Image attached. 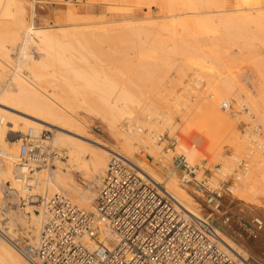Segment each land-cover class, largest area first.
<instances>
[{
    "label": "bare ground",
    "instance_id": "obj_1",
    "mask_svg": "<svg viewBox=\"0 0 264 264\" xmlns=\"http://www.w3.org/2000/svg\"><path fill=\"white\" fill-rule=\"evenodd\" d=\"M101 1L109 2L112 5L114 3L116 6L118 5L117 7H120L122 11H129L134 5L138 7H149V5L159 2L158 0ZM234 1V4L230 6V2L227 6V1L225 0H167L168 5L162 10L161 18L163 20L161 21L160 18L161 22L159 20V22L149 21L146 18L143 20H137V18H135L137 21L133 20L134 17H132L133 19L126 18V22H124L126 24L124 26L120 24L122 27H120V25L118 27L120 29L125 28L126 31L129 32L131 31V35L133 32H136L133 35L137 34V37L135 36L137 40L135 41H137L136 44H138V49L132 48L134 51L136 50V52H138L137 55L134 54L133 56L132 54H130L131 56L127 54V58H122L124 57V54H122L119 56L122 58V62L119 61V57V59L117 58V62H115L116 59H114V66L116 65L113 68L114 71H112L113 73L111 75H107L105 74L107 73L106 70L104 72L101 71L100 67L99 69L95 68L94 63L96 62L92 63L93 61H89L90 57L87 58V56L90 54H87L86 58L83 57L82 54H80V56L78 54L75 56L77 52L73 53L74 50H72V47L75 48L76 46H74L72 42H70L72 44V46H70L68 44L69 41L67 42L69 38H66L68 35L66 31H68V29L64 31V29L59 30L56 28V33L59 34H52L49 31L50 29H35L31 24L33 21L30 19L33 17L32 12L31 17H29L30 15L27 16L24 0H3L2 8L0 9V147L3 146L8 151L6 152L0 148L5 152V156L0 158V194L4 196L8 194L13 199L14 204H16L21 198L28 200V198L35 193L42 194L43 191H46L45 193L53 196L58 194L62 189L71 194L72 198H74L73 200H75L73 204L79 209L94 213L96 198L95 188L102 184L101 182L107 166V157L112 153H117L129 160V162L143 171L156 183L164 184L165 189L173 196L178 202V206L182 208L185 213L199 217L194 214V210L196 211L198 208L197 206L200 204H197L198 201H195L192 196L193 191L191 190L192 193H190L186 187L180 185L174 177L165 179L162 176V169L164 167L162 163L163 159L158 157V155L162 156L163 152L152 132L169 129V131L171 130V134H173L172 132H175V129L180 130L177 145L166 152L170 151L175 154L176 152L182 153L187 157L186 161L189 164H196V161L202 157L205 160L207 159V161H210L211 158H213L212 160L221 158L220 151L222 146L229 143V141H226L233 138L232 135H234V137L236 136L235 134H237V131L235 132L234 128L236 124L239 123L240 116L238 115L240 113L238 112L239 114L237 115V111L232 112L231 109H240L243 111L242 115L244 119L247 120V117L252 118L255 123L260 122L264 125V114H262L264 113V109H262L264 108V86L257 87L253 82L254 80H252L253 78L248 75H243L241 79V75H238L239 72H229L227 69H225L222 82L220 84L216 82V77L219 74L216 62L223 60V57L228 58V51L226 49L228 45L226 46V44L229 41L232 42L231 39L234 35L235 37H243V39H245L244 45H250L252 44V40L245 37L247 36L245 34L248 32V29L258 28L259 30H264V0ZM111 7L114 8V5ZM68 10V19L72 22L74 27L80 23V20L85 21L87 19L86 17V19L82 17L83 15L81 16L82 18L76 16V11L78 10H76L73 5L68 7ZM124 13H126V11ZM125 16H127V14ZM77 17H79L80 20ZM87 22L83 23L87 24ZM88 24L92 26L84 25V28L86 30L87 28H92L95 32L100 30H103V32L106 30V32H108V28L110 27H98V25H102V23L91 21ZM65 25H68L67 22H65ZM80 27L76 29H80ZM120 29H118V31H121ZM69 30L72 31V29ZM116 30L114 28L113 31ZM71 31L70 33H72ZM5 32L10 36L8 40H6ZM95 32L89 33L90 35L88 37H86L84 33V36H81V41L83 43L81 42L80 44L79 38L76 40V43H79V45L84 43H89V46L92 45L90 42L92 43L93 40H89L95 38ZM106 32H104V34H106ZM122 32L125 31L123 30ZM104 36L106 37V35ZM104 36L102 37L104 38ZM100 37L101 36H99V38ZM64 38H66V42L63 40ZM70 38H72V35ZM96 38H98V36H96ZM114 38L117 42L115 44L118 45L119 41L116 40V36ZM132 38L133 37H131V39ZM239 40L241 41V39ZM71 41L75 42V40ZM95 43H97V41ZM128 43L131 44L132 42ZM115 44L114 46H116ZM256 45L258 44H255V46ZM118 47L121 48L123 46L120 47L118 45ZM118 47L116 46L115 50ZM249 47L253 48L251 45ZM83 49L82 47V50ZM241 49H245V47H241ZM117 50L119 51V49ZM120 50L122 51V49ZM71 51L76 58L68 53H71ZM79 51H81V49H79ZM235 51L233 52L234 54L237 53ZM34 52L37 55H33ZM107 52L108 55L116 53L113 51V54L112 52ZM101 53L103 54V52ZM121 53H123V51ZM239 53L240 52H238V54ZM83 54L86 53L84 52ZM116 55L118 54H115V56ZM128 55L130 58L133 57L134 60L130 59ZM94 57L93 59L91 58V60H96ZM99 58L97 59L99 60ZM261 59L262 58L259 60L261 61ZM107 60H109V58ZM112 60L113 59L108 62L112 63ZM118 62L119 64H117ZM99 63L101 64V62ZM103 63L104 62H102V64ZM256 64L258 65V63H255V65ZM260 65L261 68H264L262 64ZM135 69H138V71L141 70V72L139 71L140 73L138 72V74ZM109 73L110 72H108V74ZM167 73L169 75L177 73L180 76L191 73L195 78L194 80H197L195 85L207 84L210 93L206 90L208 91L206 96H201L198 102H192L190 101L192 93L191 95L189 94L194 87L191 86L192 88L189 92L183 88L189 93L188 96L185 97L186 93L184 95L182 94V97L180 96L181 94L179 96L177 95L174 100H170L172 103L170 102L171 105H169L170 103L168 104L169 98H167L166 90L160 89L164 78L167 77ZM125 74H127V78ZM134 76L138 78L137 82L136 78L133 80ZM245 81H247L248 84L250 82L253 89L250 85L251 88H246L247 86L245 87V83L247 82ZM262 82H264V80H262ZM169 83L168 81L166 84L168 85ZM163 86L165 87L164 84ZM186 87H189V85ZM167 91L170 92V90ZM225 100L228 101L233 108H226V110L219 109L218 104L220 106L222 103L227 104ZM159 102L166 104V106L168 104L167 108L166 106L164 109L160 108L162 105L160 104L159 107V104H157ZM77 107L80 110L84 107L88 113L94 112L93 115L99 117L107 127L106 130L113 138L115 144L109 148L103 144L104 141L98 143L90 138H85V136H87L84 134L86 130H83L89 128V126L82 118L76 116L77 112H75V109L77 110ZM245 109L248 111L245 112ZM10 110L22 114L27 118L16 115L15 112H10ZM85 110L84 113L87 116ZM91 113L89 114L92 115ZM15 116L21 118L22 122L17 118L20 123H22L21 126H24L25 129H32L35 135H39L41 129L45 127L56 128L63 131H54L55 136L53 143L58 147L65 148L70 157L66 167H64V170H66L65 172H63L62 165L56 163V170L45 174L43 173V176L40 175V173H33L30 176H32L34 180L32 178V180H29V173L25 169H15V167H17L15 163L19 160L18 152L15 149L16 146L6 147L5 144L7 142L4 141L6 129L12 132L17 130L16 125L19 121H13ZM176 116H178L179 122L182 123L180 124L182 127L178 125V122H176L177 124L175 123L174 117ZM10 119H12L13 124L9 122ZM125 119V122L129 124V131L124 130L123 126L118 127L119 122ZM57 121L66 122L67 125H73V128H77V132L74 131V133L72 131V126H69L71 129L67 128L68 130L65 129V127H59L58 125H60V122L57 125ZM136 124L143 127L146 133L138 134L133 132L132 128ZM78 130L81 132H78ZM168 135L172 136L170 134ZM247 136L248 135L245 136V134L243 138L240 136L241 141H239L243 144L244 150H246L244 155L245 158L248 159L247 163L249 164L246 163L248 171L244 174L242 180L240 179V182L233 183L231 188L232 194L229 199L232 202L238 201L247 206L257 204V207H261V205L258 204L261 203L259 202L261 201L259 196L264 195V156L260 155L259 150L264 147V139L252 143V139L249 141ZM192 137L198 140L196 143L199 147L195 146V144H187L186 141L190 140ZM186 138H188V140ZM258 138L259 136L256 139L257 141L259 140ZM235 141L237 140H234V142ZM86 144L95 145L100 152L99 150H96L98 151L96 152L95 150L89 149ZM141 149L146 150L149 154L144 157V160L141 159V157L135 158V154L139 153ZM170 152L167 153V156L173 155L172 153L170 155ZM86 153L90 154V158H81V156L86 155ZM232 153L233 152H231V154ZM150 157L153 158V161L148 159ZM165 157L164 160L167 161L168 158L166 159ZM208 157L210 159H208ZM228 158L231 159H220L221 161L219 162H221V166L216 169L218 174L224 176L229 175L232 173V170H234L233 168L238 165L236 164L238 163V159H236L238 156H229ZM168 160H170V158ZM144 161L149 165L145 164ZM154 162H159L160 164L157 163L159 166H155ZM164 165L166 167V163ZM81 168L87 171V173H85L87 177L85 180V188H79L80 186L77 187L78 185H75L76 183L74 184L75 181H73V173H80ZM222 178L224 177H221V179ZM212 182L215 183L214 181ZM7 183H9L8 189H6L8 193L1 187H4ZM44 184H46V188H44ZM190 188L191 187H188V189ZM93 189H95V191H93ZM11 191H15V193H11ZM32 203L35 204V199L30 200V202L28 201L26 204L27 208L22 209L21 212H18L17 209V212L8 209L7 213L3 214V218L0 219V264H27L19 249L13 244V240L16 234L20 232V229L25 236L31 239V242L33 241L32 243L34 245L36 244L40 235L42 223L46 217V211L43 205H31ZM33 209L38 210L39 215H36ZM254 209L256 208L254 207ZM221 211L222 210H216V213H221ZM5 221L8 222L4 223ZM105 236L109 239L111 235L106 234ZM219 238L223 249L227 253L240 260L248 259L243 254L237 253L230 245L225 243L224 238L221 236H219ZM260 262V264H264L262 261Z\"/></svg>",
    "mask_w": 264,
    "mask_h": 264
},
{
    "label": "built area",
    "instance_id": "obj_2",
    "mask_svg": "<svg viewBox=\"0 0 264 264\" xmlns=\"http://www.w3.org/2000/svg\"><path fill=\"white\" fill-rule=\"evenodd\" d=\"M228 107V103L221 104L223 110ZM122 125L129 131V124ZM132 130L142 133L140 127ZM154 137L159 144L166 142L163 149L168 151L179 140L178 129L170 137ZM47 139L46 131L35 135L29 129L20 140L17 169L30 173L65 155L46 146ZM261 154L264 156V147ZM4 156L0 149V158ZM247 171V164H240V173L233 181L239 182ZM169 177L193 188L213 210L232 194L233 182L213 183L206 163L191 165L183 155L171 158L164 172V178ZM40 199L46 217L39 238L34 246L18 247L27 264H255L227 253L208 218L185 213L164 184L156 183L117 153H112L107 162L94 213L79 209L61 194ZM221 223L231 229L233 221L225 216ZM251 224L248 236L256 240L264 230V221L254 217ZM106 234L111 235L109 239ZM261 261L264 263V253Z\"/></svg>",
    "mask_w": 264,
    "mask_h": 264
},
{
    "label": "rangeland",
    "instance_id": "obj_3",
    "mask_svg": "<svg viewBox=\"0 0 264 264\" xmlns=\"http://www.w3.org/2000/svg\"><path fill=\"white\" fill-rule=\"evenodd\" d=\"M25 1V9H26V13L28 14L27 16H29V17H31L32 15H33V17H31L30 19H31V21H33L31 24H32V26L35 28V29H37V28H42V29H50L49 31L52 33V34H59V33H56L57 31V29H59V30H61V29H64V31L65 30H67L68 29V31H66V32H68V35H67V42H68V44L70 45V46H72V44L70 43V42H72L73 44H74V46H76L75 48L74 47H72L73 49L72 50H74L73 51V53L74 52H77V53H75V56L78 54L79 56H80V54H82L83 55V57H85L86 58V56H87V54H90V55H88L87 56V58H89L90 57V59H89V61H93L92 63H94V62H96V63H98V64H96V63H94V65H95V68H98L99 69V67H100V69H101V71H104L105 72V70H106V72L107 73H105V74H107V75H111L113 72L112 71H114V67L116 66H114V59H116L115 60V62H117L118 61V59L120 58V62H122L121 60H122V58H127V54H132V56L135 54V55H137V52H136V50L138 49L137 48V46H138V44H136V42L137 41H135V40H137L136 38H135V36L137 37V34L136 35H133V34H135L136 32H133L132 33V35H131V31L129 32V31H126V29L124 28H119L118 26L121 24L122 26H124L126 23H124V22H126L125 21V19L127 18V19H131L132 17H134V21H137V20H143V19H147V20H149V21H160V18L162 17V10H164V8L165 7H167L166 5H168V2H167V0H158L159 2H157L156 4H151V5H149V7L147 8L146 6H136V5H134V7H135V9H134V7H132V9L131 10H125L126 11V13H124L125 11L123 10L122 11V9L119 7H117L116 6V4H114L113 3V5H114V8L113 7H111V6H113L112 4H110L109 2H106V1H101V0H24ZM29 1V2H28ZM161 1V2H160ZM163 1H165V2H163ZM225 1H227L226 3H227V6L230 4V2H231V4H230V6L232 5V4H234L235 3V1L234 0H225ZM3 2V0H1V5H0V9L2 8V3ZM68 3V4H67ZM161 3H162V5H161ZM229 3V4H228ZM146 4V3H145ZM159 4V5H158ZM164 4V5H163ZM30 5V6H29ZM71 5H73V7L76 9V10H78V11H76V16H80V18H82V17H86L85 19V21H82V20H80V18L79 17H77L79 20H80V23L76 26V27H74L73 25H72V22L71 21H69V10H68V7H71ZM162 6H163V8H162ZM115 7H117V8H115ZM138 9H137V8ZM145 8V9H144ZM230 8V7H229ZM233 8V7H232ZM81 9V10H80ZM119 10V11H117V10ZM120 9H121V11H120ZM231 9V8H230ZM131 11V12H130ZM31 12H32V15H31ZM129 12V13H128ZM127 14V16H125V15ZM83 15V16H82ZM130 15V16H129ZM143 15V16H142ZM82 16V17H81ZM28 17V18H29ZM27 18V19H28ZM122 18V19H121ZM135 18H137V20L135 19ZM150 18V19H149ZM68 19V20H67ZM124 20V21H123ZM163 19L161 18V21H162ZM87 21H91V22H98V23H102V25H98V27L100 26V27H104V26H110L109 28L108 27H106V28H108L109 29V31L108 32H106V30L104 31V32H106V34H104V32H103V30H100V31H94L92 28H90V29H88L87 28V30L84 28L85 26H92V25H89L88 23L89 22H87ZM158 21V22H159ZM160 21V22H161ZM65 22H67V24L68 25H70V26H68V25H65ZM82 22V23H81ZM86 23L87 22V24H84V23ZM70 23V24H69ZM85 25V26H84ZM120 25V27H122ZM81 26V27H80ZM80 27V29H76V28H79ZM118 27V28H117ZM57 28V29H56ZM113 29L114 30V28H115V30L116 31H113V30H111V29ZM69 29H72V31L71 30H69ZM107 29V30H108ZM118 29H120L121 31H118ZM54 30H55V32H54ZM58 30V31H59ZM125 31V32H122V31ZM3 31V30H2ZM70 31L73 33H70ZM73 31H75V32H73ZM82 31H85V32H82ZM88 31V32H87ZM95 32L94 34H95V38H91L89 41H92L93 40V42L91 43L90 42V44H92V45H90L89 46V43H84V44H82V45H79V43H76L77 41V39L79 38L80 39V44H81V40H82V35L84 36V33L86 34L85 36L86 37H88L90 34L89 33H93V32ZM102 31V32H101ZM111 31V32H110ZM117 32V33H116ZM262 32V33H261ZM76 33H80L79 35L78 34H76ZM106 35V37L103 35ZM107 33H109V34H107ZM122 33V34H121ZM126 35H125V34ZM144 33V32H143ZM76 34V35H75ZM131 36H130V35ZM5 35H6V40H8L9 39V35L5 32ZM4 35V36H5ZM71 35H72V38H70L71 37ZM113 35H115L116 36V40L117 41H119V43H118V45L121 47V46H123V47H121V48H119L118 47V45L117 44H115V43H117L116 41H115V36H113ZM129 35V36H128ZM245 35H247V36H245ZM245 35H243V36H245V37H248L249 39H251L252 40V44H250L251 46H253V48L255 49H253L252 47L250 48L249 46V44H245L244 45V41H245V39H243V37H240V36H238V35H236V36H238V37H235V35H234V37L231 39V41L232 42H228L227 44H226V49H227V51H228V54H227V57L228 58H225V57H223V60H219V61H217L216 62V66H217V71H218V76L216 77V82H217V84H220L221 82H222V78H223V75L225 74V69H227L229 72H239L238 73V75H241L240 76V78L242 79L243 78V75H248L249 77H251V78H253L252 80H254L253 82L257 85V87H261V86H264V82H262V80H264V76H262V75H264V71H262V70H264V68H261V65L260 64H262V66H264V49H262V48H264V45H262V44H264V30H259L258 28H254V29H248V32L245 34ZM70 36V37H69ZM78 36V37H77ZM80 36V37H79ZM96 36H98V38H96ZM99 36H101L100 38H99ZM102 36H104V38L102 37ZM109 36H111V37H109ZM113 36V37H112ZM118 36V37H117ZM126 36V37H125ZM75 39H74V38ZM122 37V38H121ZM130 37V38H129ZM131 37H133L132 39H131ZM66 38H64L63 40L66 42ZM103 38V39H102ZM105 38H107V39H105ZM113 38V39H112ZM237 38V39H236ZM5 39V38H4ZM110 39V40H109ZM112 39V40H111ZM127 39H129V40H127ZM239 39H241V41L239 40ZM71 40H75V42L74 41H71ZM105 40V41H104ZM109 42H108V41ZM79 41V40H78ZM97 41V43H95V42ZM123 41V42H122ZM236 41V42H235ZM239 41V42H238ZM105 42V43H104ZM128 42H132L131 44L130 43H128ZM19 43V42H18ZM83 43V42H82ZM104 43V44H103ZM235 43V44H234ZM258 44V45H256L255 46V44ZM77 44V45H76ZM94 44H95V46H94ZM102 45V47H101V45ZM114 44L118 47L117 49H119V51L116 49L115 50V47L116 46H114ZM127 44H129V45H127ZM237 44V45H236ZM254 44V45H253ZM260 44H261V46H260ZM19 46H21L20 44H18ZM78 45H79V47H78ZM98 45H100V46H98ZM127 45V46H126ZM132 45V46H131ZM241 45H243V46H241ZM248 45V46H247ZM70 46H68V47H70ZM106 46H107V48H106ZM111 46V47H110ZM131 46V47H130ZM82 47L84 48L83 50H85V51H83L82 50ZM86 47V48H85ZM114 47V48H113ZM125 47H126V49H125ZM131 49H130V48ZM136 49L135 51H134V49ZM136 47V48H135ZM241 47L242 48H244L245 47V49H241ZM71 48V47H70ZM113 48V49H112ZM229 48V49H228ZM257 48V49H256ZM75 49H76V51H75ZM79 49H81V51L84 53H86V54H83L81 51H79ZM86 49H87V51H86ZM108 49V50H107ZM120 49H122V51H123V53H121L122 51L120 50ZM124 49V50H123ZM89 50V51H88ZM98 50V51H97ZM109 51L110 53L113 51V52H116V53H114L113 54V52H112V54L114 55H111L110 53V55H108V52L107 51ZM110 50H112V51H110ZM126 50V51H125ZM132 50H133V52H132ZM236 50V51H235ZM242 52H241V51ZM104 51H106V52H104ZM121 51V52H120ZM237 52L236 54H234L233 52ZM92 52V53H91ZM101 52H103V54L101 53ZM118 52V53H117ZM129 52H132V53H129ZM238 52H240L239 54H238ZM35 53V52H34ZM33 53V55H37L36 53L34 54ZM69 54H71V55H73V57L74 58H76L75 56H74V54L72 53V51H71V53L70 52H68ZM94 53V54H93ZM95 53H96V56H95ZM257 54V55H255V54ZM98 54V55H97ZM105 54H107V55H105ZM115 54H118V55H116L115 56ZM120 54V55H119ZM122 54H124L123 56L124 57H119V56H121ZM81 55V56H82ZM91 55H92V57H91ZM95 57H94V56ZM128 55V57L130 58V56ZM254 56V57H253ZM78 57V56H77ZM93 57H94V59L96 58V60H91V58L93 59ZM101 59H100V58ZM104 57V58H103ZM110 57H112V58H110ZM119 57V58H118ZM253 57V58H252ZM260 59V58H262L261 59V61L258 59V58ZM97 58H99V60H101V61H99ZM109 58V60H107ZM118 58V59H117ZM128 58V59H129ZM134 58H136V57H134ZM111 59H113L112 60V63L111 62H108V61H111ZM130 59H133V57H131ZM129 59V60H130ZM255 59H256V61H255ZM72 60V59H71ZM76 60V59H75ZM88 60V59H87ZM134 60V59H133ZM73 61V60H72ZM77 61V60H76ZM99 62H101V64L99 63ZM102 62H104L103 64H102ZM261 62V63H260ZM109 63H110V65L112 66H110L109 65ZM255 63H258V65H260V66H258L257 64L255 65ZM104 64H106V65H104ZM117 64H119V62L117 63ZM102 66V67H101ZM108 66V67H107ZM107 68V69H106ZM139 69V68H138ZM138 69H135L136 71H137V73L140 71L141 72V70H139L138 71ZM107 70H109V71H107ZM262 71V72H261ZM108 72H110L109 74H108ZM139 72V73H140ZM262 74H261V73ZM137 73H136V76H137ZM138 73V74H139ZM250 73H251V75H250ZM127 74H125V76H126ZM129 75V74H128ZM168 73L166 74V76L167 77H165L166 78V80H165V78H164V80H163V82H162V86H160V89L161 90H166V95H167V98H169V102H168V104L171 102L172 103V101H170V100H174V98H176V96L178 95H180L181 97H182V94L184 95L185 93H186V96L185 97H187L188 96V94L189 93H187V91L189 92L190 90H191V88L192 87H194L193 88V90H191L190 91V94L189 95H191V93L193 94V97H192V95H191V97L193 98H191L190 97V101H192V102H198V100L201 98V96H206L207 94H208V91H209V93H210V90H208V85L207 84H201V85H195V83L197 82V80H195L196 82H194V77H193V75L191 74V73H186V74H184V75H179V74H177V73H174V74H171V75H169V77H168ZM136 76H134V78H133V80L136 78ZM128 76H126V78H127ZM130 77V76H129ZM193 78V79H192ZM262 79V80H261ZM137 80H138V78H136V82H137ZM164 81H165V83H164ZM170 82L168 85L166 84L167 82ZM191 82H192V84H191ZM245 82H247V81H245ZM189 83V84H188ZM194 83V84H193ZM163 84L165 85V87L163 86ZM189 85V87H186V86H188ZM246 84V85H245ZM244 85H245V87L246 88H251L252 87V84L249 82V84H248V82L247 83H245ZM166 85H167V87H166ZM205 85V86H204ZM251 87H250V86ZM192 86V87H191ZM201 86V87H200ZM163 89H162V88ZM206 87V88H205ZM166 88H168V89H166ZM186 89V90H184V89ZM187 88H190V90H188ZM252 89H253V87H252ZM167 90H170V92L169 91H167ZM185 92H184V91ZM206 90H208V91H206ZM195 93H194V92ZM181 92V93H180ZM168 93V94H167ZM205 94V95H204ZM184 97V96H183ZM195 97V98H194ZM197 97V98H196ZM226 101V100H225ZM4 103V102H3ZM171 103L169 104V105H171ZM226 103H228L229 104V102L228 101H226ZM157 104H159L158 106L160 107V104L162 105L160 108H162V109H164L165 108V106H166V104H162V103H157ZM168 104H167V106H168ZM231 104H229V109H231L230 107H232L233 108V106H230ZM167 106H166V108H167ZM80 107V106H79ZM158 107V108H159ZM218 107H219V109H221V106L218 104ZM78 108V107H77ZM84 110H85V108L84 107H82ZM81 108V110L79 109H75V112H77L76 113V116H78V118L80 117V118H82L86 123H87V125L89 126V128H87V129H84L83 131H85V135H87V136H85V138H90L91 140H93V141H96V142H98V143H101V142H103V144L106 146V147H111L112 145H114L115 144V142H114V140H113V138L108 134V131L106 130L107 129V127L105 126V124L101 121V119H99V117H97V116H95V115H93L94 114V112H89V113H91L92 115H90L86 110H85V112H87V116H86V114L84 113V110ZM237 108H233V109H231V111L233 112H235V111H237L236 113H237V115L238 116H240L239 117V123L238 124H236V127L234 128V130H235V132L237 131V134H235L236 136L234 137V135H232V137L234 138H231L230 140H227L226 142H228L229 141V143H227V144H225V145H223L222 146V149H221V151H220V154H221V158H217V159H214V160H212L213 158H211L210 156V158H211V160L210 161H212V162H210L209 160L207 161V159L205 160V159H203V157L202 158H199L200 157V155H199V159H198V161H196V164L194 163V165H200V164H204V163H206V168H208V169H211V172H212V175H213V181L215 182V183H217V182H219V181H221L222 179L223 180H228V182L230 183V182H235V181H233L234 180V177L236 176V175H238L239 173H240V164H243V163H247V161H248V159H246L245 158V153H246V150H244V147L242 146L243 144L240 142L241 141V139H240V136L243 138L244 137V134H245V136L246 135H248L247 136V139L249 138V141H251V139H252V143L254 142V141H256V142H259V141H261L262 139H264V137H262V136H264V125H262V123H260V122H257V123H255V121L252 119V118H248L247 117V120L246 119H244L243 118V115H242V110H240V109H237ZM262 109H264V108H262ZM6 110H9V109H6ZM245 112L246 111H248L247 109H245L244 110ZM10 112H15V111H11L10 110ZM239 112V113H238ZM16 113V115H19V116H22V117H26V116H23L22 114H18L17 112H15ZM15 113H13V114H15ZM79 114V115H78ZM89 114V115H88ZM262 114H264V113H262ZM92 116V117H91ZM17 118H19V117H17V116H15V118L13 119V121L15 120V121H19ZM27 118V117H26ZM180 118V117H179ZM12 119H10L9 120V122H11L12 124H13V121H12ZM20 120H21V118H19ZM86 119V120H85ZM8 120V119H7ZM176 120H178V125H180V124H182V123H180L179 122V119H178V116H176V117H174V121H175V123H176ZM14 121V122H15ZM126 121V119L125 120H122V121H120L119 122V124H118V127H121V126H123L122 124L124 123ZM180 121H181V119H180ZM21 122H22V120H21ZM59 122L60 121H57V125L59 124ZM62 123V124H61ZM66 122H60V125H58L59 127H65V129H69L71 126H72V131L74 132H77L76 131V129H75V127L73 128V125H67V123L65 124ZM16 124H17V122H16ZM19 124V125H18ZM16 126H17V130L16 131H14V132H12V131H8L7 129H6V132H5V136H4V141L5 142H7L6 144H5V146L7 147H12V146H16L15 147V149H16V151L18 152V148H19V145H20V143H21V139L23 138V136H24V134H26V132L29 130L28 128H24V126H21L22 125V123H20V121H19V123H18ZM177 124V123H176ZM261 124V125H260ZM65 125V126H64ZM67 125V126H66ZM70 126V127H69ZM105 126V127H104ZM181 126V125H180ZM23 129H22V128ZM137 127H140L141 129H142V133H140V134H144V133H146V130L143 128V127H141L139 124H136L135 126H133V128L132 129H135V128H137ZM182 127V126H181ZM253 127V128H252ZM20 128H21V130H20ZM50 128V129H49ZM257 130H256V129ZM67 129V130H68ZM71 129V128H70ZM181 129V128H180ZM254 129V130H253ZM163 130V129H162ZM20 131V132H19ZM44 131H46L47 132V134H48V139L46 140V142H45V145L46 146H49V148H52V149H54L55 151H58V152H62V151H64L65 152V155H63V157L62 158H57L56 160H54L51 164H49L48 166H40L39 168H35V169H33L32 170V172H30L28 175V177H29V180H34V178L32 177V176H30V175H32L33 173H40V175H44L45 173H47V172H51V171H53V170H56V163H59L60 165H62V168H63V172H65L66 170H64L65 168L64 167H66V165H67V161L69 160V155H68V153H67V151H66V149L65 148H63V147H58L56 144H54L53 143V139H54V136H55V132L54 131H60V132H63V131H61V130H59V129H56V128H51V127H45V128H42L41 129V131L40 132H44ZM169 129H167V130H163V131H157L156 130V132L155 131H153L152 132V134L154 135V136H156L157 134H165V136H169L168 134H170V135H172L171 134V130L169 131ZM8 132V133H7ZM65 132V131H64ZM74 132V133H75ZM78 132H81L80 130H78ZM161 132V133H160ZM168 132V133H167ZM256 132V133H255ZM172 133H174V132H172ZM180 133V130H178V134ZM251 133V134H250ZM78 134V133H77ZM83 134V133H82ZM250 134V135H249ZM261 134V135H260ZM237 135H238V137H237ZM256 135V136H255ZM253 136H255V137H253ZM259 136V140L257 141L256 139H257V137ZM110 137H111V139H110ZM170 137V136H169ZM253 137V138H252ZM237 138V139H236ZM239 138V139H238ZM255 138V139H254ZM261 138V139H260ZM187 140H188V138H186ZM190 139V138H189ZM83 140V139H82ZM196 140V141H195ZM234 140H237V141H235L234 142ZM240 140V141H239ZM85 141V140H84ZM193 141V142H192ZM187 142V144H192V145H194L195 144V146H197L198 144L196 143V142H198V140L196 139V138H194V137H192L190 140H188V141H186ZM235 143V144H234ZM237 143V144H236ZM240 143V144H239ZM84 145V144H83ZM87 145V144H86ZM158 145L160 146V148H161V150H162V152H163V154H162V156L161 155H158V157H160V158H162L163 160H164V157L167 159H169L170 158V160H171V158L173 157V156H175V155H183L182 153H177L176 152V154L175 153H173V152H170V155H171V153L173 154V155H171V156H167V153H169V152H166V150L165 149H163V147L166 145V142L164 143H161V144H159L158 143ZM177 145V144H176ZM230 145V146H229ZM87 147H89V149H92V150H99L98 148H96L95 147V145H93V144H91V145H87ZM197 147H199V146H197ZM243 147V148H242ZM1 149H3V150H5L6 152L8 151L7 149H5L3 146H1L0 147ZM236 148V149H235ZM240 148V149H239ZM238 149V150H237ZM243 149V150H242ZM141 151V150H140ZM245 151V152H244ZM96 152H98V151H96ZM99 152H100V150H99ZM231 152H233L232 154H231ZM241 153V154H239V153ZM259 152H260V155L262 156V154H261V149L259 150ZM243 154V155H242ZM146 155H149L148 154V152L146 151V150H142V153H137V154H135V158H140L141 157V159H143L144 160V157L146 156ZM169 155V154H168ZM184 157H185V155H183ZM225 156V157H224ZM229 156H238V158H236V159H238V163H236V164H238V165H236L233 169L234 170H232V173H230L229 175H226V176H224V175H221V174H218L217 172H216V169H218V168H220V166H221V162H219V161H221L223 158L224 159H227V160H229V159H231V158H228ZM90 158V154H88V153H86V155H82L81 156V158ZM208 157V159H210ZM223 157V158H222ZM240 157V158H239ZM108 159H107V162H108V160H109V158H110V156H108L107 157ZM187 157H185V159H186ZM245 158V159H244ZM167 159V161H163L162 160V163H163V169H162V176L164 177V172H165V170H167L168 168H169V165H170V160H168ZM201 159V160H200ZM221 159V160H220ZM240 159V160H239ZM202 160H205L204 162H202ZM218 160V161H217ZM153 161V160H152ZM215 161V162H214ZM107 162H106V165H107ZM166 163V167H165V163ZM234 162H236V161H234ZM144 163L145 164H148L146 161H144ZM155 164V166H159V162H154ZM157 163H159V164H157ZM191 163V162H190ZM198 163V164H197ZM215 163V164H214ZM191 164H193V163H191ZM247 164H249V163H247ZM18 165V161H16V163H15V166H17ZM149 165V164H148ZM168 166V167H167ZM250 167V166H249ZM15 169H17V167H15ZM15 169H14V171H15ZM85 171V172H84ZM82 172H84V173H82ZM44 173V174H43ZM85 173H87V171L86 170H84V169H80V173L78 172V173H73V181H75L74 182V184L75 185H78L77 187H79V188H85L86 186V179H87V177H86V174ZM83 174H85V175H83ZM215 174H216V176H215ZM86 177V178H85ZM221 177H224V178H222L221 179ZM32 178V179H31ZM82 178V179H81ZM84 178V179H83ZM175 179H176V177H174ZM103 180V179H102ZM218 180V181H217ZM222 180V181H223ZM241 180H242V178H241ZM240 182V181H239ZM102 183V182H101ZM179 183V182H178ZM181 185V184H180ZM8 186H9V183H7L6 185H4V187L3 186H1L2 188H3V190L4 191H6V193H8L7 192V190L6 189H8ZM101 186V185H100ZM100 186L99 187H96L95 189H96V191H95V189H93V191H95V195H97V193H98V190H99V188H100ZM185 187V186H184ZM44 188H46V184H44ZM186 189L190 192V193H192V191H193V193H192V196L194 197V199H195V201H198V203L197 204H200V205H196L198 208L196 209V211L194 210V214L195 215H198L199 217H201V218H203V219H206V218H208V221L209 222H211L215 227H216V230H217V232H218V234H219V236H221L222 238H224V241H225V243H227L228 245H230L237 253H239V254H243L244 256H246L250 261H252L253 263H255V264H260L261 262V255H262V253H264V230H262V232L259 234V236H258V238L256 239V240H253V239H251V238H249V236H248V233H249V229L251 228V221H252V219L254 218V217H259L262 221H264V218H262V217H264V215H262V214H264V209H262V208H264V195H260L259 196V198L261 199V201H259V202H261L260 204H258V205H261V207L259 206V207H257V204L256 205H249V206H247V205H245V204H243V203H241V202H238V201H236V202H232V201H230V196H225L224 198H223V201H222V204H221V206H220V208L218 207L217 209H215V210H213V209H211L209 206H207L206 204H205V201H204V198L203 197H201L200 195H197L195 192H194V190H193V188L191 189H188V187H186ZM45 190V189H44ZM192 190V191H191ZM61 191V192H60ZM59 192H58V194H61V195H63V196H65V197H67L68 199H70L73 203H75V200H73L74 198H72V196H71V194L70 193H67V192H65V191H63L62 189L60 190ZM10 192V191H9ZM46 192V191H45ZM44 191H43V193L41 194V193H35L33 196H30L29 198H28V200L26 199H23V198H21L20 200H19V202L18 203H16V204H14V201H13V199L11 198V196H9L8 194H7V196H4V195H2V194H0V219H2L3 218V214H6L7 213V211H8V209L9 210H11V211H15V212H21V210L22 209H24V208H27V203H28V201L30 202V200H33V199H35V204L34 203H32L31 205H36V206H39L40 205V203H41V199H40V196H42V197H50L51 195L50 194H48V193H45ZM11 193H15V191H11ZM45 193V194H44ZM194 194V195H193ZM6 195V194H5ZM3 197V198H2ZM228 197V198H227ZM200 198V199H199ZM4 199V200H3ZM198 199V200H197ZM228 199V200H227ZM10 200H11V202H10ZM25 200V201H24ZM226 200V201H225ZM4 201H5V203H4ZM10 203H9V202ZM225 202V203H224ZM229 202H231V203H229ZM233 203V204H232ZM19 204V205H18ZM14 207H13V206ZM9 206V207H8ZM7 207V208H6ZM19 207V208H18ZM254 207L256 208V209H254ZM207 208H209V209H207ZM259 208V209H258ZM261 208V209H260ZM16 209H17V211H16ZM216 210H222L221 211V213H216ZM33 211H34V213H36V215H39V211L38 210H36V209H33ZM211 211V212H210ZM189 212H191V211H189ZM192 213H193V211H192ZM29 216V215H28ZM225 216H228V217H230L231 219H232V221H233V223H231L232 225H231V229H228V228H226V227H224L223 225H222V223H221V221H222V219L225 217ZM6 222H8V221H5L4 223H6ZM236 222V223H235ZM18 229H19V227H18ZM19 231L20 232H18L17 234H16V236H15V238H14V240H13V244L15 245V247H20V248H22V247H25V246H34V244L31 242V239L30 238H28L27 236H25V234H23L22 233V231L19 229ZM31 236H33V235H31ZM249 238V239H248Z\"/></svg>",
    "mask_w": 264,
    "mask_h": 264
}]
</instances>
